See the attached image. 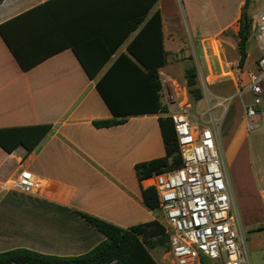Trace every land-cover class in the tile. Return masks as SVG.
Segmentation results:
<instances>
[{
	"label": "crops",
	"instance_id": "1",
	"mask_svg": "<svg viewBox=\"0 0 264 264\" xmlns=\"http://www.w3.org/2000/svg\"><path fill=\"white\" fill-rule=\"evenodd\" d=\"M129 1L0 0V137L51 126L31 151L0 145V252L78 257L105 240L82 213L123 229L157 218L143 196L154 176L140 181L136 165L166 155L159 119L167 115H130L119 125H93L114 118L97 86L105 75L110 73V83L135 86L131 79L137 72L130 64L114 66L143 27L120 41L128 28ZM245 1L185 0L183 16L184 0H158L147 19L161 14L169 56L160 71L185 74L186 66H175L171 57L195 44L205 86L238 92L261 56L257 21L248 11L255 5L260 15L264 0H251L247 13L255 25L246 62L238 67ZM81 58L92 70L101 64L94 77ZM133 92L136 99L126 101L144 106L148 92ZM233 149L230 162L237 159ZM23 170L35 178L32 193L13 187Z\"/></svg>",
	"mask_w": 264,
	"mask_h": 264
},
{
	"label": "built area",
	"instance_id": "2",
	"mask_svg": "<svg viewBox=\"0 0 264 264\" xmlns=\"http://www.w3.org/2000/svg\"><path fill=\"white\" fill-rule=\"evenodd\" d=\"M255 39L260 50L257 71L238 89L249 92L254 104L245 106L246 120L257 116L264 96V11L259 15ZM166 115L174 124L182 163L154 175L160 210L169 235V253L174 264H250L247 240L241 235L240 215L234 209L229 178L218 149V133L213 111L233 101L219 98L206 113L193 114L185 87L159 72ZM208 114L209 119L204 116ZM248 127L250 125L248 124ZM15 190L32 193L36 188L30 171L23 170L14 181ZM264 206V187L259 190Z\"/></svg>",
	"mask_w": 264,
	"mask_h": 264
},
{
	"label": "trees",
	"instance_id": "3",
	"mask_svg": "<svg viewBox=\"0 0 264 264\" xmlns=\"http://www.w3.org/2000/svg\"><path fill=\"white\" fill-rule=\"evenodd\" d=\"M157 1H129L128 28L120 41H124L130 33L136 31L141 25L143 27L129 44L127 53L122 54L114 66L116 68L123 62L130 64L137 72L133 75V80L131 79L135 86L117 85L115 81L110 83L112 80L110 73L101 79L97 85L98 90L112 110L114 118L94 121L93 125L97 128L119 125L124 123L130 115L167 113V108L162 99V84L159 74L160 69L168 64L169 56L164 46L161 14L157 11L150 19H147L149 11ZM250 1H245L243 14L239 21L237 34L240 54L239 68H242L246 62L247 44L250 34L254 30L253 21L247 13ZM81 61L90 77H94L101 67L100 64L92 70L82 58ZM184 76L190 98L194 102L200 101L203 98V91L198 87L196 66L186 67ZM137 90L148 92V101L144 103V106H141L140 103H133L135 101H126L130 97L136 99L137 95L133 91ZM159 122L166 155L159 159L137 164L136 171L140 181L167 169L177 168L182 163L172 119L169 116H163L160 117ZM50 127V125H44L12 130L10 135L0 137V145L9 151L19 145L31 151L49 131ZM143 196L146 206L157 214L160 206L155 186L144 189ZM81 215L105 236V240L88 253L67 258L45 255L27 249H15L0 252V264H158L151 253V249L156 247L170 249L169 235L164 223L160 222L158 216L151 222L123 229L93 216L83 213ZM204 264H210V261L205 259Z\"/></svg>",
	"mask_w": 264,
	"mask_h": 264
},
{
	"label": "rangeland",
	"instance_id": "4",
	"mask_svg": "<svg viewBox=\"0 0 264 264\" xmlns=\"http://www.w3.org/2000/svg\"><path fill=\"white\" fill-rule=\"evenodd\" d=\"M185 8L187 5L184 0L183 16H187ZM248 13L255 21L258 20L259 14L257 16L255 5L250 7ZM171 60L175 66L194 65L197 68L199 56L196 45L190 46L187 51L183 49L179 54L172 56ZM169 76L176 79L188 92L184 74H170ZM198 87L203 91V98L194 102L189 96L193 114L196 117H199L197 112L206 113L219 98L233 95V101L229 105L226 104L225 109L219 107L213 111V118L217 124L218 149L229 178L230 190L234 197V209L240 215L241 235L247 240L249 263L264 264V206L259 195L260 188L264 187V96L257 116L246 120L245 106L254 104L251 93L245 92L242 95L233 89L219 91L213 86L207 87L201 76H198ZM204 119L208 120L209 115L206 114ZM235 145L236 148H234ZM232 149L237 158L234 162H230L229 159ZM157 214L160 222L165 223L162 211L158 210ZM151 253L161 264H174L169 250L165 247L153 248ZM210 264L220 263L210 262Z\"/></svg>",
	"mask_w": 264,
	"mask_h": 264
}]
</instances>
